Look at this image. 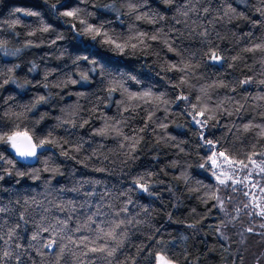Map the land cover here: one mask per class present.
<instances>
[{
	"label": "clouds",
	"instance_id": "9594fccd",
	"mask_svg": "<svg viewBox=\"0 0 264 264\" xmlns=\"http://www.w3.org/2000/svg\"><path fill=\"white\" fill-rule=\"evenodd\" d=\"M157 3L166 10L151 0H36L0 19V192L9 196L0 208L19 206L27 223L38 203L28 193L78 180L79 165L118 186L108 211L75 229L70 217H33L39 264H264V215L248 194L264 207V123L234 119L264 117V0ZM16 132L30 137L26 148L8 139ZM19 225L0 234V264H26Z\"/></svg>",
	"mask_w": 264,
	"mask_h": 264
},
{
	"label": "trees",
	"instance_id": "16d2710c",
	"mask_svg": "<svg viewBox=\"0 0 264 264\" xmlns=\"http://www.w3.org/2000/svg\"><path fill=\"white\" fill-rule=\"evenodd\" d=\"M177 2L180 5H183L184 8H191L195 10H200L204 7H208L210 9H218L221 4L222 0H177ZM156 7H158L161 11H165V6L160 5L156 2L152 3ZM172 8H175L176 5H172ZM167 15L171 16L173 15L172 12H167ZM214 13L210 11L209 13H205L202 15V19L207 23L209 20H211L212 15ZM190 15L193 19H197V16L195 14V11L191 12ZM147 29L151 30L152 26H145ZM177 27H180V25H177ZM166 52V50H165ZM169 59H175L174 54L167 53ZM243 71H247V69H243ZM251 75V73H249ZM245 88L248 90V92L255 94L256 92V86H249L246 85ZM242 93L244 92V89L240 90ZM260 91L264 92V87L260 88ZM232 95H236L235 93H232ZM160 115H163L162 113ZM254 113L251 111L243 113L242 118L241 117H235L237 123H248L249 121H252L254 123H264V117H257L255 121H253ZM142 123V122H141ZM222 124H227L228 119L224 118L221 120ZM172 131V129H170ZM216 135L219 136L221 134L227 133L229 137H231L232 133L228 132L226 128H217L214 130ZM235 131V129H233ZM255 139V133L249 132L245 135L244 139V145L247 146L250 141H253ZM109 144L112 142L109 141ZM79 172L78 177L79 179L72 180V183H67L66 185L61 183L58 184L55 188L52 190H48L45 188H34L31 193H28L32 196H35L38 203L32 204L27 209V223L25 221H21L19 219L18 213L20 211H23L22 208L19 206H13V209L10 212L0 213V218L3 219L5 223L4 229L7 226H10L15 223H19L22 225L20 229H17V233L20 236V243H22L25 247L26 256L25 261L26 264H39L40 256L38 254V251L34 250L30 246V234L33 231L32 226V218L35 217V219L39 220L42 217H48L49 219L55 217L60 220L71 218L69 223L70 227L72 229H75L77 226V220H83L88 215H91L93 212H95L97 209L102 210L103 212H107V204L109 203V195L116 194L118 186L115 185V181L112 177L109 176L108 173L102 172V175H100L98 172V176H94V172L90 173V169H85L83 165H79ZM83 173V175H81ZM93 175L95 177L94 181H102V183H91L89 176ZM72 188H80V191H70L68 189ZM92 192L93 195H85L88 192ZM9 199L8 194H2L0 192V201L3 203H7ZM123 199V197H122ZM55 202L57 205H63V210H57L56 207H53L52 202ZM74 202L73 204H69V202ZM0 206H3V204H0ZM131 210V209H130ZM103 216H96L95 220L99 222L101 219H103ZM92 228L95 229L97 227L96 223H93ZM0 234H3V232H0ZM85 232H77L75 233V236H83L85 235ZM50 237V234L48 232L43 233L44 240H47ZM135 241V238H133ZM3 245V241H0ZM14 246V245H13ZM48 249H45V252H47ZM55 251V248L53 249ZM125 251L128 255H131L134 249H131L130 247L125 248ZM99 255L98 253H89L88 258H94L95 256ZM31 257L32 261L29 262L28 258ZM97 264L99 262L97 261Z\"/></svg>",
	"mask_w": 264,
	"mask_h": 264
},
{
	"label": "snow or ice",
	"instance_id": "6c2138e0",
	"mask_svg": "<svg viewBox=\"0 0 264 264\" xmlns=\"http://www.w3.org/2000/svg\"><path fill=\"white\" fill-rule=\"evenodd\" d=\"M170 50H173V49H170ZM213 56H215V54L213 53ZM201 115H203V113H201ZM8 139L13 143V146H20V147H24L26 148L28 146L27 142L30 141V137L28 136V134L26 132H16L14 133L12 136H9ZM34 148V145L32 146ZM220 155L222 157H225L227 162L229 164L233 163V161L231 160L230 157H227L226 154L224 152H221ZM249 161L250 163L252 164H256V161L253 160L251 157H249ZM213 164L215 165L216 164V161L215 159H213ZM238 163V165L240 167H247V165L245 164L244 161H239V162H236ZM257 167H259V165H257ZM99 171H103V169H98ZM262 171H264V169H261ZM217 179L219 180L220 178L217 177ZM227 179H231V177H227ZM225 181L224 180H220V183H224ZM234 183H239L238 180H234L233 181ZM249 183L251 184V181H249ZM254 187V185H253ZM251 197H252V200H251V203L253 205V207L255 208H258L259 209V213L260 215H264V207H261L259 201L257 200V198L255 197V195H253L251 192L248 193ZM5 211H11L10 209L6 210V209H2L0 208V213H5ZM19 219H22L21 217H19ZM4 225H5V222L3 221L2 218H0V232H3L4 230ZM19 223H16V227H19ZM249 231H251V229H249ZM16 233H15V229H11L8 233L9 237L11 236H14ZM111 235V233H110ZM55 243V241H49V246L50 245H53ZM91 252H97V251H105V249L103 248H91L90 249ZM109 255H111V252L108 253ZM159 260H160V264H168V261L165 257L161 256L159 257Z\"/></svg>",
	"mask_w": 264,
	"mask_h": 264
},
{
	"label": "rangeland",
	"instance_id": "374dc122",
	"mask_svg": "<svg viewBox=\"0 0 264 264\" xmlns=\"http://www.w3.org/2000/svg\"><path fill=\"white\" fill-rule=\"evenodd\" d=\"M154 2H156V0H151V3H154ZM11 5H19V6H23V7H35L36 6V0H4V4L0 5V19L4 18L6 16L7 9ZM141 159L143 160L144 157H141ZM90 173H92V171ZM98 173L100 175H102V172H98ZM98 173L94 172L93 175L98 176ZM93 175L89 176L91 181L95 180V177ZM72 182L73 181H71L70 183H72ZM1 193L2 194H8L5 192H1ZM205 223L206 224H214V223H216V220L213 217H210L208 220L205 221ZM0 247H3L1 242H0ZM31 261H32V258L29 260V262H31Z\"/></svg>",
	"mask_w": 264,
	"mask_h": 264
}]
</instances>
